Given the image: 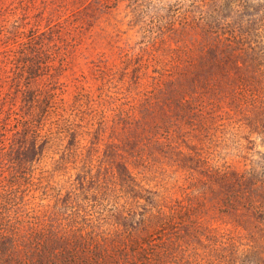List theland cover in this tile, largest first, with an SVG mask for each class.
I'll return each instance as SVG.
<instances>
[{
	"label": "rangeland",
	"instance_id": "1",
	"mask_svg": "<svg viewBox=\"0 0 264 264\" xmlns=\"http://www.w3.org/2000/svg\"><path fill=\"white\" fill-rule=\"evenodd\" d=\"M67 1L69 22L61 54L69 63L58 75L67 99L73 97L76 77L97 95L102 83L97 76L112 65L120 70L127 66L133 85L138 62L144 63L145 75L138 70L141 84L131 87L133 101L118 99L123 93L116 85L108 91L118 102L132 104L143 100L141 90L155 80L170 87L182 74L197 77L199 71L212 79L201 81L206 93L198 100L204 105L200 112H171L183 125L170 139L145 137L136 129L130 148L128 125L121 123L114 130V112H107L110 127L101 135L99 123L91 128L78 155L69 156L54 174V186L62 185L65 193V184L76 181L86 164L84 169L107 181L105 191H112L118 159H128L138 180L167 191L163 202L168 210H177L176 229L191 232L178 264H264V213L226 201L229 188L212 171H264V0ZM59 62L56 59L54 66ZM141 108L138 105V117ZM61 154L48 151L34 174L41 166L53 168ZM117 195L113 190L104 209L107 228L114 218L113 204L127 198Z\"/></svg>",
	"mask_w": 264,
	"mask_h": 264
},
{
	"label": "trees",
	"instance_id": "2",
	"mask_svg": "<svg viewBox=\"0 0 264 264\" xmlns=\"http://www.w3.org/2000/svg\"><path fill=\"white\" fill-rule=\"evenodd\" d=\"M69 9L67 0H0V264H178L191 232L176 229L177 210L163 202L167 191L138 180L128 159H118L114 172L111 190L127 198L113 204L109 228L104 209L112 191H105L110 186L103 177L84 164L77 180L65 184V193L52 179L69 156L78 155L96 123L101 125L97 135L110 127L107 112H114V130L128 125L130 148L136 129L145 137L170 139L183 125L171 112H200L204 105L198 100L206 93L201 81L212 78L203 71L197 77L182 74L170 87L155 80L141 90L143 100L132 104L131 87L141 84L138 70L145 75L144 63L138 62L133 85L127 66L112 65L100 70L97 95L76 77L73 97L67 99L58 75L69 63L61 54ZM110 85L118 86L123 93L118 99L128 103L118 102L108 92ZM48 151L62 154L53 168L41 166L35 175ZM212 171L229 188L226 201L263 215L264 171Z\"/></svg>",
	"mask_w": 264,
	"mask_h": 264
}]
</instances>
